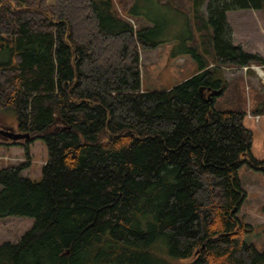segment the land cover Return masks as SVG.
Instances as JSON below:
<instances>
[{
  "label": "trees",
  "instance_id": "obj_1",
  "mask_svg": "<svg viewBox=\"0 0 264 264\" xmlns=\"http://www.w3.org/2000/svg\"><path fill=\"white\" fill-rule=\"evenodd\" d=\"M157 4L187 17L200 66L146 92L140 53L158 46L157 28L135 27L114 0H0V111L31 134L0 142L26 155L0 170V218L34 219L0 243V264H264L237 216L238 172L264 174V162L245 114L217 106L225 67L264 69L234 44L227 14L264 2ZM36 140L48 149L40 181L22 175Z\"/></svg>",
  "mask_w": 264,
  "mask_h": 264
},
{
  "label": "rangeland",
  "instance_id": "obj_2",
  "mask_svg": "<svg viewBox=\"0 0 264 264\" xmlns=\"http://www.w3.org/2000/svg\"><path fill=\"white\" fill-rule=\"evenodd\" d=\"M114 2L121 15L135 20L129 19L135 27L157 28L156 35L153 34L150 39L155 40L158 46L140 53L142 90H168L198 71L200 62L192 51L195 45L180 17L167 10L154 11L157 7L156 0ZM186 7L188 9L189 4ZM203 10L206 11V3ZM228 19L235 30L234 44L242 46L248 53L264 58V8L241 13L231 12ZM146 22L152 23L145 25ZM207 62L211 64L214 60L208 57ZM224 74L229 85L224 95L218 96V109L245 114L244 125L253 133V156L257 161L264 162V113L258 114L259 109L264 108V69L252 66L248 71L247 68L225 67ZM16 125L17 117L14 112L0 111V130L3 127L16 130ZM3 141L4 136H0V142ZM30 156V166L22 175L40 181L48 160L45 143L36 140L30 147ZM24 162L26 155L22 147L0 145V170ZM238 176L247 197L237 216L253 227V231L245 236V241L263 252L264 174L245 165L239 170ZM33 225L34 219L29 217L0 218V243H17Z\"/></svg>",
  "mask_w": 264,
  "mask_h": 264
},
{
  "label": "water",
  "instance_id": "obj_3",
  "mask_svg": "<svg viewBox=\"0 0 264 264\" xmlns=\"http://www.w3.org/2000/svg\"><path fill=\"white\" fill-rule=\"evenodd\" d=\"M0 135L4 136V141L19 142L23 140H28L31 137L30 133H20L16 132L14 128L3 127L0 130Z\"/></svg>",
  "mask_w": 264,
  "mask_h": 264
},
{
  "label": "crops",
  "instance_id": "obj_4",
  "mask_svg": "<svg viewBox=\"0 0 264 264\" xmlns=\"http://www.w3.org/2000/svg\"><path fill=\"white\" fill-rule=\"evenodd\" d=\"M157 7L155 8V10L154 11H158V10H167V11H170V12H173L174 14H176V16H178V18L180 17L181 18V21H182V23H183V25H184V28H185V30L188 32V34L191 36V38L195 41V38H194V35L191 33V31L189 30V28H188V19H187V17L185 16V15H182V14H180V13H177V12H175V11H173L172 9H170V8H167V7H165V6H163V5H161V4H157L156 5ZM244 11H246V10H243V11H237L238 13H241V12H244ZM229 13H231V12H229ZM229 13L227 14V17L229 16ZM140 15V14H139ZM132 20H134V19H132ZM135 21V20H134ZM228 22H229V24H230V21H229V19H228ZM150 23H152V22H146L145 23V25H151ZM231 25V24H230ZM137 27V26H136ZM138 27H141V26H138ZM231 27H232V29H233V39L235 40V35H234V33H235V30H234V27L231 25ZM197 73V72H196ZM195 73V74H196Z\"/></svg>",
  "mask_w": 264,
  "mask_h": 264
},
{
  "label": "bare ground",
  "instance_id": "obj_5",
  "mask_svg": "<svg viewBox=\"0 0 264 264\" xmlns=\"http://www.w3.org/2000/svg\"><path fill=\"white\" fill-rule=\"evenodd\" d=\"M259 70V69H258ZM260 71V70H259ZM260 73H262L263 74V72L262 71H260Z\"/></svg>",
  "mask_w": 264,
  "mask_h": 264
},
{
  "label": "flooded vegetation",
  "instance_id": "obj_6",
  "mask_svg": "<svg viewBox=\"0 0 264 264\" xmlns=\"http://www.w3.org/2000/svg\"><path fill=\"white\" fill-rule=\"evenodd\" d=\"M0 136H2V135H0Z\"/></svg>",
  "mask_w": 264,
  "mask_h": 264
}]
</instances>
